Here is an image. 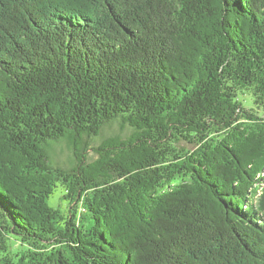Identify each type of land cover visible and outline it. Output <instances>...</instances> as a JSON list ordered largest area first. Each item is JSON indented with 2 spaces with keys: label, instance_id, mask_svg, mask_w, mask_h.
Instances as JSON below:
<instances>
[{
  "label": "trees",
  "instance_id": "16d2710c",
  "mask_svg": "<svg viewBox=\"0 0 264 264\" xmlns=\"http://www.w3.org/2000/svg\"><path fill=\"white\" fill-rule=\"evenodd\" d=\"M0 264H264V0H0Z\"/></svg>",
  "mask_w": 264,
  "mask_h": 264
},
{
  "label": "rangeland",
  "instance_id": "374dc122",
  "mask_svg": "<svg viewBox=\"0 0 264 264\" xmlns=\"http://www.w3.org/2000/svg\"><path fill=\"white\" fill-rule=\"evenodd\" d=\"M245 104L247 106H252L254 104L250 96L247 97ZM122 127H123L122 123L119 120H115L111 125L105 128L106 135L114 134V133L124 134ZM100 141L101 139L97 138L94 144L97 145L98 143H100ZM47 147L50 155V162L54 166L72 167L75 165L76 156H75L74 141L70 136L61 138L59 140H50ZM96 156L97 155L93 149H91L88 152L89 160L95 159ZM63 193H64V188L61 184H59L55 192L49 199L50 205H52L53 207H61L62 209H64L63 212L65 213H68L69 211L74 212L75 207L77 208L78 213H82V214L85 213V209L82 208L79 203L71 202L70 205L69 202L63 198Z\"/></svg>",
  "mask_w": 264,
  "mask_h": 264
}]
</instances>
